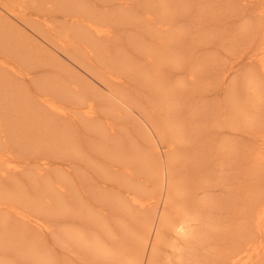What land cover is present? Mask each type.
<instances>
[{"label": "rangeland", "instance_id": "1", "mask_svg": "<svg viewBox=\"0 0 264 264\" xmlns=\"http://www.w3.org/2000/svg\"><path fill=\"white\" fill-rule=\"evenodd\" d=\"M84 4L102 14L119 8L130 11L129 17L113 24L114 38L104 47L105 56L110 62L116 59L125 74L119 82L111 77L112 82L106 65L84 61L86 69L79 65L86 73L59 53L68 69L78 72L81 92L86 88L97 118L71 110L81 118L58 117L62 144L42 136L34 150L23 153L31 164L50 171L49 177H75L71 188L66 181L61 183L64 191L57 188L64 193L56 190L63 206L57 207L53 196L42 198L48 188L44 182L33 186L28 178L14 177L17 183L0 180V264H229L226 237L251 221L239 217L241 201L258 196L264 202V174L254 180L253 195L246 192L252 189L248 169L259 151L264 155V131L259 127L264 122V93L261 78L250 86L245 76L260 50L256 33L262 32L257 24L264 22V0H77L76 11L85 10ZM150 5L154 8H146ZM45 7L57 28L71 25L72 18L52 11H57L54 3ZM28 34L38 39L31 30ZM157 47L167 57L160 65L147 59ZM158 52L155 59L160 58ZM15 59L12 55L8 60ZM154 61L155 78L135 70L151 68ZM32 66L31 76L39 80L47 68ZM79 96L73 90L61 100L66 108H79ZM161 96L165 107L157 109L153 104ZM237 103L246 109L230 125L225 114ZM147 115L156 119V130L168 123L169 132L150 130L143 121ZM257 186L263 191L257 193ZM22 190L39 193L40 200L33 194L24 197ZM133 198L149 203L141 207ZM178 217L194 219L195 238L182 239L174 232L171 223Z\"/></svg>", "mask_w": 264, "mask_h": 264}, {"label": "bare ground", "instance_id": "2", "mask_svg": "<svg viewBox=\"0 0 264 264\" xmlns=\"http://www.w3.org/2000/svg\"><path fill=\"white\" fill-rule=\"evenodd\" d=\"M48 2L54 3L55 7H57V11L51 9L53 12H61L65 14L66 17H69L70 19L72 18L76 24H73L72 20L71 25L68 26L61 25L59 28H57L55 25H53L51 21L53 15L50 13H45L46 11H50L48 7H45ZM76 3L77 0H0V65L3 63H8L10 65L9 68L0 67V69L4 70L3 72H0V180L3 184L4 181H12L14 177H19L20 179L28 178L32 182L33 186L34 184L44 182L45 188H48L45 190V193H43L42 198L44 199L48 198L49 196H53L57 203V207L63 206L64 202L62 201L64 199L61 197V195H55L56 190L60 193L61 190L59 191L58 189H61L62 187V190L64 191L66 188L64 181L68 182L67 186L69 185L71 188V184L74 182V180L71 179L73 176H71V178L68 176L71 183L63 177L61 178L65 180H61L58 173H56L57 175L54 174L53 177L55 175L59 177H55L53 179L51 175L50 177L52 178H50V171L46 173L47 171L45 168L42 169L37 164H31L32 161H29L31 157H28L23 153L27 150H34L35 146L38 145V138H42V136H45V139L51 138L54 139V142L62 144L61 136L57 134L59 131V116L73 118L75 116L74 114L77 113L78 110H81L82 114L86 115L89 119L97 118L95 103L88 97L86 88L83 90L84 92H81L82 89L79 87V85L80 83L82 84V80L79 78L78 72L74 71L72 67L68 69L69 67L61 61V58H59V56H61L60 54L64 53V55H66L75 64H81L85 69L88 66V63L93 64V62L96 63L93 64L95 66L100 64L106 65L108 68L107 71L110 74V78L112 77L114 80H118V82L124 77L125 74L120 71V67L116 59H112L114 62H110L111 59L109 56H107V53L105 56L106 48L104 47H107L106 42H108V40L110 42L114 38V31L112 29L113 24H119L129 17L130 11L119 8L117 11L115 10V12L110 13L106 11L102 14L100 11L90 9L87 4H84L85 10L80 9L76 11ZM27 8H34V10L37 12H41V15L43 13L46 14V16L42 15L39 17V15L35 14L34 12L28 11ZM146 8L149 9L154 7L150 5ZM17 10H19V12ZM119 14H122V16H119ZM26 15H35L39 18L33 20L31 19L30 22L23 19ZM152 20L153 19L148 18L146 21L151 23L153 22ZM19 21L24 26H22ZM161 21L159 20V23L163 25V28H167V24H164ZM257 25V29L262 30V32L260 31L261 33H256L260 34V36H258L260 39V50L258 49V54L254 55V61L251 62V65L253 66L245 73V76L247 77L250 86H253L252 82H256L254 84L258 85L257 80L258 78H261L259 84L262 82L261 89H263L261 92L264 93V22L261 24L258 23ZM27 30H31V33L35 34L34 36H37L38 39L36 40L29 36ZM152 34L156 35L157 33L155 32ZM100 39L103 41L102 43H99L101 41ZM163 43L165 42L163 41ZM48 47H50V49ZM149 49H152V47H149ZM149 49L147 52H149ZM158 49L159 47H157L155 51H150L147 55V59L149 61L158 60V64L160 65V59L165 60L167 57L164 56V50H160L158 52ZM157 52L160 58L155 59ZM12 55L16 56L17 58L14 60L15 63H12L10 60H8L11 59ZM84 61H87L88 63L84 64ZM154 63L151 65V68H149L150 66H148L147 69L135 67V70L138 73H145L147 76H152L151 78H155L158 64ZM30 64L38 68H47L45 71L46 73H44L43 76L37 80L38 76H31L33 75L31 72V68H33V66L30 67ZM85 69L84 71L88 73V71ZM155 71L156 73H153ZM112 78L110 80H112ZM34 79L36 80L34 81ZM157 81L159 80L149 79V82L153 84H155ZM73 90L81 93L82 95L79 96L82 98V100H80V103H77L79 108L77 106L74 107L70 105L68 108H66L64 102L61 99L68 98ZM162 96L161 99L156 101L157 103H154L155 105L153 104V106L157 109L158 107L164 106L166 103H162L163 105L161 104ZM120 97L122 96L119 95V98ZM120 100L123 101L122 98H120ZM128 106L132 108L130 104H128ZM229 108L230 111L228 110L226 114H224L227 115V120L231 125L234 123L232 121L234 117H237L238 113H240L242 117L246 108L239 103L230 104ZM71 110L74 113L73 115H71ZM77 116L78 115H76L75 118ZM147 116L149 119L144 117L143 121L148 125L150 130H155L157 134L161 132H169L168 123H163L161 126L158 125L159 128L156 130V119H153L151 115ZM80 118L77 117L76 119ZM260 118L264 119V116L260 115ZM259 127L264 131V122L262 123L260 121ZM26 144L29 145L26 146ZM157 144L155 145V150L159 151L160 146ZM17 145L22 146V148L19 149ZM259 152L260 153L258 154V157L253 159L254 163H251V167H249L247 173L248 179L250 180H248V187L252 189L247 188L246 192L251 193L250 195H253L254 190H257L253 189L255 188L253 186L257 184L254 183V180L258 179L261 174H264V155H262V151ZM14 155L18 157V163L16 162L17 164H12L16 158ZM5 160L10 161L7 163ZM45 164L47 165L49 163ZM25 166L26 168H23L22 172H16ZM7 171L9 172L6 173ZM47 175L48 177L46 178ZM74 178L75 177H73V179ZM46 179L51 180V185L47 183ZM62 181L64 182L63 186L65 188L61 185V183H63ZM14 182L17 183L16 181ZM257 187L258 193L260 191L259 187L261 186ZM261 190L263 191V189ZM63 191L61 192L64 193ZM21 194L28 198H31L30 195L33 194L32 197L36 199L40 195L37 192H23V190L21 191ZM40 197H38V200H40ZM50 199L52 198L50 197ZM133 199L135 203L136 201H139L138 204L141 207L147 205V201L149 203V199H144V201L140 200L139 198ZM248 199V202H243V200L241 201L243 207L240 210L239 217H241V215H246L251 219V221L248 224H241L240 226L238 225V228L233 229L232 235L229 237L225 236L226 240L230 241L229 246L227 245L228 248H225L226 251L224 252V255L226 253L229 256V258H227L229 259V264H264V202L263 200L260 201L261 198H258V196H250ZM71 200L70 202L73 203V200ZM247 205L249 206L246 207ZM3 206L4 203L0 202V208ZM249 208L250 210L248 211ZM12 210H15L19 213L23 211L21 208H12ZM29 215L32 217L31 214ZM25 216H28V214H25ZM193 220V218H186L185 220H182L180 217H178L171 223L174 225V227H171L180 238L183 239L185 237L191 236L193 239L196 237L194 234V229H191V222ZM250 223L252 226H250ZM249 233V236L245 235ZM67 238L69 239V233ZM187 241H189V239H187Z\"/></svg>", "mask_w": 264, "mask_h": 264}]
</instances>
